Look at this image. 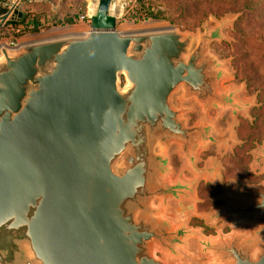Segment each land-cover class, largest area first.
Returning <instances> with one entry per match:
<instances>
[{"label":"water","instance_id":"95a60500","mask_svg":"<svg viewBox=\"0 0 264 264\" xmlns=\"http://www.w3.org/2000/svg\"><path fill=\"white\" fill-rule=\"evenodd\" d=\"M113 5L98 0L85 33L0 47V264H185L196 234L168 213L173 203L186 212L194 183L171 181L170 149L202 173L198 153L217 142L216 126H191L174 100L248 111L222 88L230 72L212 51L227 21L198 38L122 33ZM236 190L245 204L216 216L249 230L199 239L201 253L264 264V182Z\"/></svg>","mask_w":264,"mask_h":264},{"label":"rangeland","instance_id":"374dc122","mask_svg":"<svg viewBox=\"0 0 264 264\" xmlns=\"http://www.w3.org/2000/svg\"><path fill=\"white\" fill-rule=\"evenodd\" d=\"M19 1L20 4L15 10L18 14L14 13L12 19L19 20L21 14H25L28 19L26 23L17 26L4 24L0 28V41L16 40L28 43L77 34L80 33L79 30H89L90 17L98 6V0H80V3H85V14H82L81 9H75L76 0H57L51 4L50 10L57 13L58 22L51 15L43 16V7L39 5L45 0ZM145 1L155 4L153 9L160 4V0ZM232 1L196 0V10L187 16H180L171 10L167 11L163 19L144 21L129 18L137 0H114L112 6V14L117 17V30L122 33L178 29L184 33H192L198 38L199 34L217 27L222 20L227 21L225 39L214 43L212 51L230 72L222 88L238 90V99L248 104V111L234 115L232 111L210 109L204 114L195 100L183 101L181 96H176L174 100L176 106L191 109L186 115L191 126L200 122L214 124L215 137L219 141L218 144L209 145L200 152L199 168L206 171L205 175L192 171L179 151V146L175 145L170 149L171 181L175 183L181 178L194 183V192L186 201V212L180 213L177 203H173L168 213L176 223L186 221L196 234L190 249L184 250L185 264H213L209 256L201 253L197 240L228 236L233 232L246 233L249 230L227 216L217 217L216 212L229 205L243 204L226 196L228 192L234 191L235 187L243 183L261 185L264 180V166L254 163L256 152L264 146V64L258 61L261 58L264 60V26L256 14L251 15L247 9L243 10L238 1ZM76 11L80 13L79 16L87 15L88 19L78 22V16L73 19L72 24L64 23L68 16H72ZM33 16L39 17L40 26L35 27L33 23H27ZM258 67L260 71L256 70ZM244 140H248L245 142L246 147L237 153V146ZM224 174L227 182L223 180ZM159 256L164 258L162 254ZM178 263L182 264V261Z\"/></svg>","mask_w":264,"mask_h":264},{"label":"trees","instance_id":"16d2710c","mask_svg":"<svg viewBox=\"0 0 264 264\" xmlns=\"http://www.w3.org/2000/svg\"><path fill=\"white\" fill-rule=\"evenodd\" d=\"M57 0H45L43 4H37L42 8L41 12L44 14L43 16L51 15L53 19L59 22V16L57 13L51 12V4L56 3ZM67 1V0H66ZM70 1V0H69ZM213 0H207V2H212ZM238 1L244 9H247V12L251 13V15L257 16L260 18L261 25L264 26V0H233L232 2ZM149 1L145 0H137L135 8L129 14V18L144 21L148 19H163L165 18V14L167 11H173V13L180 14V16H187L191 11L196 10V0H160L159 6L153 9L152 6L155 4H151ZM33 3H31L32 5ZM76 8L81 9L80 13L85 14V3H80V0H76ZM7 9L0 7V16L6 14ZM76 11L72 16H68L69 18L66 20L67 24H72L73 19L77 18L80 14ZM27 16L25 14H21L20 19H9L5 25H13L17 26L21 23H26ZM28 24L33 23L35 27L40 26L39 17L33 16L28 20ZM27 24V25H28ZM264 43V40H263ZM260 63L264 64V60L261 58L258 60ZM257 71H260L259 67L256 68Z\"/></svg>","mask_w":264,"mask_h":264},{"label":"flooded vegetation","instance_id":"af4514ba","mask_svg":"<svg viewBox=\"0 0 264 264\" xmlns=\"http://www.w3.org/2000/svg\"><path fill=\"white\" fill-rule=\"evenodd\" d=\"M178 107V106H177ZM178 108H180V107H178ZM214 138L216 139V143H210L209 145H215V144H218L219 143V141L217 140V138L215 137V134H214ZM246 141H248V140H244V142H242V144H239L238 146H237V148H236V152L238 153L240 150H241V148H245L246 146H245V142ZM208 145V146H209ZM207 147V146H206ZM254 147L252 146V149H253ZM204 149V148H203ZM202 150V149H201ZM201 150L199 151V153H198V157H199V155H200V152H201ZM251 150V149H250ZM249 150V151H250ZM246 154L248 155V152H246ZM249 156V155H248ZM248 158H250V156L248 157ZM254 163L256 164V165H263L264 166V146H262L261 148H259L258 149V151L256 152V154H255V157H254ZM196 166H197V169L198 170H200V171H202V173H196V174H198V175H205V173H206V171H203V170H201L200 168H199V163H198V160H197V163H196ZM262 174H264V173H262ZM223 180H224V182H227L228 181V179H226V174H224V177H223ZM263 182H264V180H263ZM241 186V185H240ZM240 186H237V187H240ZM252 186H258V184L257 185H252ZM237 187H235V190L234 191H230V192H228L227 193V197L230 199V200H232V201H238V202H240V203H243V204H241V205H229L228 207H230V206H234V207H242L245 203L243 202V201H240V200H237V199H233V197H231V194H236L237 193V190H236V188ZM221 216V215H220ZM217 217H219V216H217ZM228 217V216H227ZM229 218V217H228ZM231 219V218H230ZM237 223V222H236ZM240 224H242V223H240ZM256 224L258 225V224H264V215H260V216H258L257 217V221H256ZM243 225V224H242Z\"/></svg>","mask_w":264,"mask_h":264},{"label":"built area","instance_id":"2783aa9c","mask_svg":"<svg viewBox=\"0 0 264 264\" xmlns=\"http://www.w3.org/2000/svg\"><path fill=\"white\" fill-rule=\"evenodd\" d=\"M20 4L19 0H0V7L6 8L7 12L11 11V16L15 13L16 8H18ZM6 12V13H7ZM88 19L87 15H81L78 17V22H85ZM23 43H21L20 41H10V42H3L0 41V47L1 46H8V47H18L19 45H21Z\"/></svg>","mask_w":264,"mask_h":264},{"label":"crops","instance_id":"0c3cea01","mask_svg":"<svg viewBox=\"0 0 264 264\" xmlns=\"http://www.w3.org/2000/svg\"><path fill=\"white\" fill-rule=\"evenodd\" d=\"M80 31V33H85V32H87V31H89V30H82V32H81V30H79ZM202 151V150H201Z\"/></svg>","mask_w":264,"mask_h":264},{"label":"bare ground","instance_id":"6f19581e","mask_svg":"<svg viewBox=\"0 0 264 264\" xmlns=\"http://www.w3.org/2000/svg\"><path fill=\"white\" fill-rule=\"evenodd\" d=\"M96 11V10H95ZM95 11H94V13L93 14H95Z\"/></svg>","mask_w":264,"mask_h":264}]
</instances>
